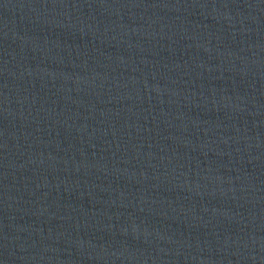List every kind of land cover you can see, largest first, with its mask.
<instances>
[{"label": "water", "instance_id": "95a60500", "mask_svg": "<svg viewBox=\"0 0 264 264\" xmlns=\"http://www.w3.org/2000/svg\"><path fill=\"white\" fill-rule=\"evenodd\" d=\"M0 264H264V0H0Z\"/></svg>", "mask_w": 264, "mask_h": 264}]
</instances>
